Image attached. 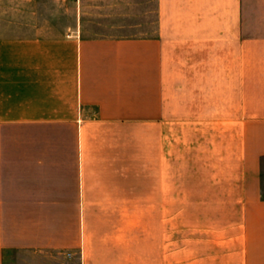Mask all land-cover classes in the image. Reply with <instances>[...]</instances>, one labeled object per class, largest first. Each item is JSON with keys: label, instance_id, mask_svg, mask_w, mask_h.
I'll return each mask as SVG.
<instances>
[{"label": "crops", "instance_id": "0c3cea01", "mask_svg": "<svg viewBox=\"0 0 264 264\" xmlns=\"http://www.w3.org/2000/svg\"><path fill=\"white\" fill-rule=\"evenodd\" d=\"M12 3L18 14L0 17V264H264V0H135L146 17L131 22L88 0L0 7ZM172 106L212 118L172 121ZM199 121L228 123L239 140L217 168L228 177L196 198L201 221L188 226L181 211L168 227L164 210L142 248L141 226H122L116 210L93 226L76 204L127 195L93 192L87 171L115 170L141 139L155 149L157 128ZM13 123L37 145H6ZM45 123L67 124L74 145H38ZM163 171L164 202H186Z\"/></svg>", "mask_w": 264, "mask_h": 264}, {"label": "rangeland", "instance_id": "374dc122", "mask_svg": "<svg viewBox=\"0 0 264 264\" xmlns=\"http://www.w3.org/2000/svg\"><path fill=\"white\" fill-rule=\"evenodd\" d=\"M133 1L135 0H88L90 4L101 3L104 8L102 11L107 13V18H114L112 14L115 13L121 14L117 17L125 22H131L132 19L137 17L140 19L146 17L142 13L143 6L138 10ZM15 5L12 3L11 9L8 8V10L1 6L0 17H4V14H6V17H15V14L19 12V7ZM193 110H196V108H193ZM171 115L172 121L212 118L211 115L188 114L191 116H184L181 114V107L174 106L171 107ZM214 117L217 118L218 116L215 115ZM227 117V107H221L219 118ZM24 125L6 124V126H9L6 132V145L13 148L37 145L35 132L27 129L26 133L23 128ZM0 130L3 131V127ZM230 130L228 123H220L219 128L216 124L213 128V124L206 121L172 122L167 124L164 130L163 128H157L155 149L148 147L146 139H141L138 148L125 147L123 148L125 152L123 156L121 154L116 155V160L121 157L123 162H118V160L114 165L115 170L103 171L93 168L86 172L87 177L93 182V192L106 189L110 194L112 191H118L127 195L124 197L125 201L91 202L76 205L80 207V210L86 208L87 211L91 212L93 226L98 225L100 211L113 212L116 210L118 222L122 226L131 224L141 226L139 230H136L137 227H135L133 231L134 233L138 231L142 239L146 237L147 233L151 232L152 227H156L157 233L159 228L164 227L162 219L164 210L170 212L167 217L174 218L172 221L167 222L168 227L171 222L176 223L178 226L181 224V211L185 215L184 217L187 216L188 226L190 221H194L196 218L201 221L204 216L201 207L205 203H202L200 199H196L197 196L207 194L210 191V184L214 178H227V174H229L228 171L218 170L217 168L225 163L223 162L224 152H227L228 148L234 145V141L238 144L239 140L231 138L234 132ZM72 136L73 132L70 131L67 124L45 123L43 124L41 137L38 139V145L44 147L72 146L74 145ZM116 149L121 151L119 147ZM93 167H96V165H93ZM162 171L166 180L171 181L173 185L174 195L172 200L178 201L176 193L180 191L182 193L181 198L186 202L183 204L174 202L171 205L164 202L163 192L167 183L161 180L163 178ZM116 184H120V186H116ZM111 185H115V187ZM153 193L156 195L154 201L149 197ZM136 195H139V201H135ZM153 203L155 207H152ZM197 206L199 212H196L197 208L195 207ZM138 209L143 210H141L140 215L137 214L136 210ZM108 225H111V223L108 222ZM178 230L171 229L172 239L175 240L179 237ZM145 243L143 239L140 245L141 248L144 247Z\"/></svg>", "mask_w": 264, "mask_h": 264}]
</instances>
